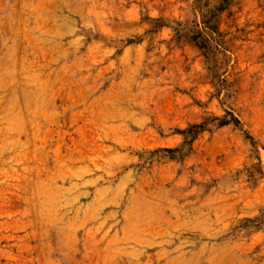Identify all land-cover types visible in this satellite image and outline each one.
Masks as SVG:
<instances>
[{
    "label": "rangeland",
    "instance_id": "obj_1",
    "mask_svg": "<svg viewBox=\"0 0 264 264\" xmlns=\"http://www.w3.org/2000/svg\"><path fill=\"white\" fill-rule=\"evenodd\" d=\"M0 264H264V0H0Z\"/></svg>",
    "mask_w": 264,
    "mask_h": 264
}]
</instances>
